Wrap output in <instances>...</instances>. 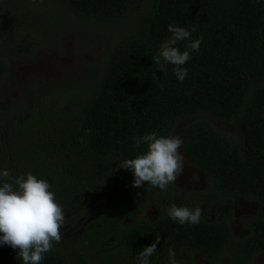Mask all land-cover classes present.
Masks as SVG:
<instances>
[{"label": "trees", "instance_id": "16d2710c", "mask_svg": "<svg viewBox=\"0 0 264 264\" xmlns=\"http://www.w3.org/2000/svg\"><path fill=\"white\" fill-rule=\"evenodd\" d=\"M59 2L80 19L113 21L140 0ZM170 24L196 29L190 40L175 45L191 55L182 66L188 69L183 82L173 65L161 70L153 63L171 36ZM18 25V15L1 12L0 43ZM131 29L108 53L91 90L37 96L22 115L0 120V171L14 176L30 172L47 180L67 222L82 210L94 214L87 223L83 217L80 226H69L73 240L54 245L41 264H106L103 247L99 250L107 236L122 228L124 217L136 218L126 224V264H137L145 247L170 233L165 223L139 219L158 188H133L134 174L119 164L146 150V145L135 146L134 137L151 132L168 136L188 114L207 113L230 122L235 136L219 133L206 122L188 124L185 158L202 165L224 191L264 201V0H152ZM201 36L198 52L186 49ZM30 46L25 41L15 49L26 55ZM66 100L75 102L66 106ZM249 246L264 249V223ZM17 252L0 245V264H22ZM160 253L157 248L150 258Z\"/></svg>", "mask_w": 264, "mask_h": 264}, {"label": "rangeland", "instance_id": "374dc122", "mask_svg": "<svg viewBox=\"0 0 264 264\" xmlns=\"http://www.w3.org/2000/svg\"><path fill=\"white\" fill-rule=\"evenodd\" d=\"M151 2L140 0L119 19L99 21L78 18L59 0H0V13L19 18L14 33L0 43V120L22 115L37 96L91 90L110 50L132 30ZM25 41L31 44L30 53L18 54L15 48ZM71 101L66 100L65 105L75 102ZM220 124L223 133L235 136L230 122L221 120ZM173 135L180 136L179 123L171 128L169 136ZM184 176L185 169L178 178ZM83 217L65 221L62 240L54 245H68L74 237L68 227L80 226ZM257 264H264V256Z\"/></svg>", "mask_w": 264, "mask_h": 264}, {"label": "clouds", "instance_id": "9594fccd", "mask_svg": "<svg viewBox=\"0 0 264 264\" xmlns=\"http://www.w3.org/2000/svg\"><path fill=\"white\" fill-rule=\"evenodd\" d=\"M43 2V0H41ZM169 39L160 45L153 63L162 70L165 65L174 66L173 72L179 82L188 75V69L182 67L190 59L188 50L181 52L175 45L179 41L190 40V31L183 27L168 26ZM203 37L186 45V49L198 52ZM163 61V64L161 63ZM163 88V84L160 85ZM136 147L146 145V150L135 158L126 159L119 168L131 170L134 174L133 188L148 184L152 188L166 191L170 184L184 172V156L180 149L183 139L179 135L162 136L157 132L142 137H134ZM204 210L196 207L172 204L167 215L180 225H198ZM65 226V213L56 200L50 183L32 173L14 176L8 170L0 171V245H8L18 250L17 257L22 264H41L44 255L52 251L54 244L62 240L61 229ZM160 237L157 236L151 246L145 247L137 256V264H150L149 258L156 253ZM168 264H180L174 249H168Z\"/></svg>", "mask_w": 264, "mask_h": 264}, {"label": "flooded vegetation", "instance_id": "af4514ba", "mask_svg": "<svg viewBox=\"0 0 264 264\" xmlns=\"http://www.w3.org/2000/svg\"><path fill=\"white\" fill-rule=\"evenodd\" d=\"M196 122H206L217 132L223 133L221 120L210 114L183 116L175 122L179 123L180 137L184 141L180 149L183 156L185 128L188 124ZM184 161L183 179L177 178L166 191L155 189L139 215V219L148 223H165L170 232L162 236L160 244L157 245L161 257L149 258L150 264H168L169 248L175 250L180 264H257L264 256V249L250 248L249 239L254 236L257 227L264 223V201L250 195L224 191L217 184L215 177L202 169V165L189 161L185 156ZM172 204L177 207L187 206L193 210L196 207L202 208L204 214L201 223L182 226L173 222L167 215ZM81 214L85 216L86 223L94 215L88 211H82ZM135 220L133 216L124 217L121 220L122 228H119L116 234L105 238L99 252H102L103 247L106 264H126L127 258L123 249L126 248V224H132ZM81 231L82 228H78L76 233L80 234ZM202 231L208 233L205 234L204 242ZM164 249H167L166 254L162 253Z\"/></svg>", "mask_w": 264, "mask_h": 264}]
</instances>
